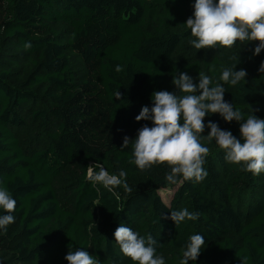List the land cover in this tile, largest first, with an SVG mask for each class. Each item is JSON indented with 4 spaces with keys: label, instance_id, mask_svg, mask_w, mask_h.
I'll return each instance as SVG.
<instances>
[{
    "label": "trees",
    "instance_id": "1",
    "mask_svg": "<svg viewBox=\"0 0 264 264\" xmlns=\"http://www.w3.org/2000/svg\"><path fill=\"white\" fill-rule=\"evenodd\" d=\"M195 0H0V45L7 42L19 54L0 61V187L16 200L15 222L0 230V264H68L70 250L83 248L99 264H134L123 259L114 232L121 225L157 241L156 255L165 264H179L192 235L200 234L205 246L189 264H264V173L253 175L226 162L215 142L203 168L207 177L171 184L167 165L140 171L131 143L121 150L123 138L152 121L137 122L143 106H153L155 91L176 93L173 76L187 72L198 84L200 72L213 86L223 83L225 68L236 65L247 72L236 86L224 84L225 101L264 119V51L254 56L258 42L237 41L232 50L213 51L208 58H176L186 40L196 39L186 27ZM68 28L64 43L54 24ZM30 44L31 47H26ZM81 63L77 77L70 55ZM20 55L24 60L14 61ZM10 57H15L10 59ZM215 66V71L210 67ZM19 82L12 84L14 71ZM118 93L120 97L118 98ZM46 108L29 117L56 129L46 147L25 152L17 132L26 124V106ZM243 140L236 121L219 114L205 117ZM82 175L74 189L72 210L63 208L53 182L74 161ZM101 165L109 174L126 172L127 185L109 190L88 179L86 168ZM99 168L94 167V172ZM182 179V178H180ZM175 188L169 205L160 189ZM187 208L195 220L175 226L172 211ZM0 209V215H4ZM71 246V249L70 247Z\"/></svg>",
    "mask_w": 264,
    "mask_h": 264
},
{
    "label": "clouds",
    "instance_id": "2",
    "mask_svg": "<svg viewBox=\"0 0 264 264\" xmlns=\"http://www.w3.org/2000/svg\"><path fill=\"white\" fill-rule=\"evenodd\" d=\"M193 8V16L184 25L196 38L191 41L195 49L217 45L231 49L237 41H250L258 42L254 56L264 51V0H195ZM235 69V64L225 68L220 75L223 83L214 86L212 78L204 72L199 73L198 84L187 72H179L172 80L179 94L155 91L153 106H143L135 117L137 122L150 120L153 126H142L135 139L123 138L121 150L129 148L131 143L133 159L130 163L142 172L155 165H167L170 171L165 174V179L171 184L192 180L200 182L208 175L203 165L210 151L202 141L207 144L214 141L224 151L226 162L240 166L253 175L264 173V119L257 117L252 108L245 118L244 112L225 101L227 90L224 84L236 86L247 76L246 70ZM210 71H215V66H211ZM259 72L264 74V63H261ZM117 95L119 98L120 93ZM209 114H219L228 123L236 121L243 143L231 131L221 129L218 123L212 121L207 124L210 131L204 135V121ZM94 167L99 171L94 172ZM87 176L109 190L123 185L125 191H132L127 185L124 170L115 175L109 174L101 165H89ZM0 209L6 213L0 215V230L6 232L8 226L15 222L13 213L16 209V200L6 187H0ZM168 218L179 226L186 218L197 219L198 214L184 208L172 211ZM114 237L124 256L134 264H165V258L156 255L157 241L151 234L142 237L131 227L121 224ZM204 246L202 235H192L179 264L195 262ZM65 259L68 264H99L83 248L70 250ZM242 264L245 262L242 261Z\"/></svg>",
    "mask_w": 264,
    "mask_h": 264
},
{
    "label": "rangeland",
    "instance_id": "3",
    "mask_svg": "<svg viewBox=\"0 0 264 264\" xmlns=\"http://www.w3.org/2000/svg\"><path fill=\"white\" fill-rule=\"evenodd\" d=\"M56 29L58 35V40L62 43L65 42L67 35H68V28L62 23H56L53 25ZM191 39L183 41L176 51V58H183L188 61L191 60H202L203 58H208L213 51H217L218 49H222L221 46L217 45L213 48H205V49H195L191 43ZM237 46V43L231 49L225 50H232ZM14 54H19L18 50L14 46H8L7 42L2 43L0 45V61L9 57L8 55L16 56ZM71 58L72 68L75 70L77 77H81L84 73V69L81 63L77 60L76 57L69 54ZM18 59H13L15 57H10L14 61L24 60L26 56L20 55ZM14 71V78L10 81L13 85L19 82V72L17 70ZM48 104L42 101L38 106L28 105L25 107L24 110V117L26 120V124L23 128L18 130L17 137L21 143V146L25 152L31 153L37 150H40L47 146L48 139L46 138L49 134H52L56 129V122L51 120L50 123L46 126H42L39 120H32L29 117L31 111L36 110L37 108H46ZM138 134V130L135 132ZM88 168H86V173ZM82 175V165L79 160L74 161L68 168H66L61 175L56 178L53 182V188L56 192L59 204L67 209L72 210L74 205V189ZM175 188H167V189H160L159 195L162 201L169 205L174 194ZM121 250V249H120ZM123 259H128V257L124 256V254L120 253ZM161 256V255H157ZM32 264H41L32 263Z\"/></svg>",
    "mask_w": 264,
    "mask_h": 264
}]
</instances>
